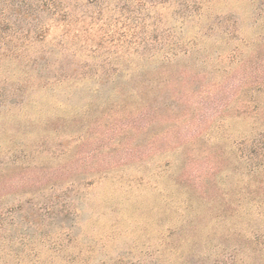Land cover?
I'll list each match as a JSON object with an SVG mask.
<instances>
[{"label":"rangeland","instance_id":"rangeland-1","mask_svg":"<svg viewBox=\"0 0 264 264\" xmlns=\"http://www.w3.org/2000/svg\"><path fill=\"white\" fill-rule=\"evenodd\" d=\"M43 18L0 56V264L264 263V0Z\"/></svg>","mask_w":264,"mask_h":264},{"label":"trees","instance_id":"trees-1","mask_svg":"<svg viewBox=\"0 0 264 264\" xmlns=\"http://www.w3.org/2000/svg\"><path fill=\"white\" fill-rule=\"evenodd\" d=\"M71 1L73 0H0V56L14 57L20 48L25 47L26 42L44 38L48 28L43 24V16L58 14L64 18L71 3L76 4L79 0ZM254 152L264 154V144L261 145L260 140L255 142ZM252 252L254 255L257 253ZM235 253L214 264H240Z\"/></svg>","mask_w":264,"mask_h":264}]
</instances>
